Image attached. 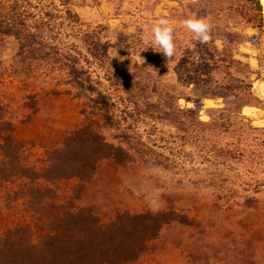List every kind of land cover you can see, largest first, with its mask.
<instances>
[{
    "label": "rangeland",
    "instance_id": "1",
    "mask_svg": "<svg viewBox=\"0 0 264 264\" xmlns=\"http://www.w3.org/2000/svg\"><path fill=\"white\" fill-rule=\"evenodd\" d=\"M67 5L74 19L51 33L56 53H22L17 65L10 38L0 54V143L10 138L16 166L38 170L87 125L128 156L97 161L86 179L31 182L7 168L0 228L26 225L36 241L56 211L107 223L117 213L164 210L176 219L124 264H264L263 11L260 26L250 0ZM161 17L174 29L168 61L150 43ZM190 17L211 24L207 44L183 26ZM86 47L99 60L86 58Z\"/></svg>",
    "mask_w": 264,
    "mask_h": 264
},
{
    "label": "trees",
    "instance_id": "2",
    "mask_svg": "<svg viewBox=\"0 0 264 264\" xmlns=\"http://www.w3.org/2000/svg\"><path fill=\"white\" fill-rule=\"evenodd\" d=\"M250 1L263 26L262 0ZM72 19L74 14L67 0H0V54L10 38L18 44L20 53L14 57L17 65L23 63V59L19 60L22 53H28L25 57L29 60L36 53H56L58 47L52 42L51 33L56 30L60 34L67 28L65 21ZM69 45L77 46L74 41ZM85 53L86 58L99 60L87 47ZM3 124L0 120V134L6 130ZM0 150L5 158L0 178L9 168V176H26L31 182L86 179L94 172L97 161L121 162L128 156L122 146L108 142L87 125L65 136L61 146L50 151L49 163L38 170L16 166L17 146L10 138L0 143ZM175 219L172 212L159 210L117 213L111 221L100 223L90 212L56 211L49 216L51 231L40 234L36 241L26 225L0 228V264H124L140 255L145 240L156 234L162 223Z\"/></svg>",
    "mask_w": 264,
    "mask_h": 264
},
{
    "label": "clouds",
    "instance_id": "3",
    "mask_svg": "<svg viewBox=\"0 0 264 264\" xmlns=\"http://www.w3.org/2000/svg\"><path fill=\"white\" fill-rule=\"evenodd\" d=\"M183 26L194 34L195 39L200 44H207L211 40V24L201 18L190 17L182 21ZM174 29L169 19L161 17L151 28L150 43L157 49V53L162 54L167 61L171 59L176 52L174 43Z\"/></svg>",
    "mask_w": 264,
    "mask_h": 264
},
{
    "label": "bare ground",
    "instance_id": "4",
    "mask_svg": "<svg viewBox=\"0 0 264 264\" xmlns=\"http://www.w3.org/2000/svg\"><path fill=\"white\" fill-rule=\"evenodd\" d=\"M262 2H263V4H264V0H262ZM263 13H264V11H263Z\"/></svg>",
    "mask_w": 264,
    "mask_h": 264
}]
</instances>
